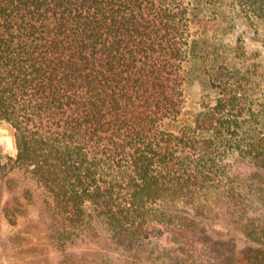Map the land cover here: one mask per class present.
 Wrapping results in <instances>:
<instances>
[{"label":"trees","instance_id":"1","mask_svg":"<svg viewBox=\"0 0 264 264\" xmlns=\"http://www.w3.org/2000/svg\"><path fill=\"white\" fill-rule=\"evenodd\" d=\"M194 1L0 0V121L17 148L0 170L23 171L42 189L60 247L97 218L118 246L156 244L184 264L185 246L209 233V194H244L229 185L230 153L264 170L263 99L220 97L176 130ZM230 1L264 21V0ZM240 213L243 234L264 238V207L256 219ZM244 242L227 263L264 264V240Z\"/></svg>","mask_w":264,"mask_h":264},{"label":"rangeland","instance_id":"2","mask_svg":"<svg viewBox=\"0 0 264 264\" xmlns=\"http://www.w3.org/2000/svg\"><path fill=\"white\" fill-rule=\"evenodd\" d=\"M192 29L186 72L188 104L176 130L193 123L200 112L211 110L220 97L238 93L247 104L264 100L263 20L247 15L230 0H195ZM197 134L208 135L200 130ZM16 155L14 131L0 121V162L7 164ZM225 164L229 185H238L244 194L238 201L231 197L229 202L209 194L206 205L212 215L205 223L209 233L205 234L207 238L198 234L197 243L185 246L186 251L180 253L184 264H220L222 260L228 264L234 258L233 248L242 247L246 240H264L243 234L246 229L240 213L249 210L256 219L262 212L264 170L237 152L230 153ZM246 202H250L248 208L243 205ZM44 207L45 196L34 180L23 171L0 170V264H175L174 258L160 254L156 244L141 246L137 251L118 246L97 218H91L88 231L76 242L60 247L58 233L48 214L43 213ZM211 226L219 229V234ZM224 233L232 240L228 247L219 240ZM201 243L205 247L199 255Z\"/></svg>","mask_w":264,"mask_h":264}]
</instances>
